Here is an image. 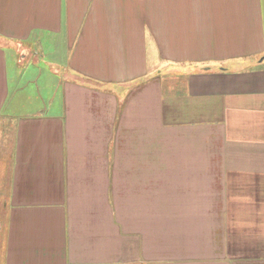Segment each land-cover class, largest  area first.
<instances>
[{"label": "crops", "instance_id": "0c3cea01", "mask_svg": "<svg viewBox=\"0 0 264 264\" xmlns=\"http://www.w3.org/2000/svg\"><path fill=\"white\" fill-rule=\"evenodd\" d=\"M0 140V264H264V0H0Z\"/></svg>", "mask_w": 264, "mask_h": 264}, {"label": "rangeland", "instance_id": "374dc122", "mask_svg": "<svg viewBox=\"0 0 264 264\" xmlns=\"http://www.w3.org/2000/svg\"><path fill=\"white\" fill-rule=\"evenodd\" d=\"M39 58H44V57L39 54L35 56L30 55L26 60L21 61L18 67V65L16 64V60H17L16 52H14V49L9 50L8 72H9V84L11 87V91H13V89L16 88L18 84H20L23 85V87L26 90L25 93H23L24 97L37 98V95L39 94V92H41L42 83L44 79L45 81H50L52 79L51 71H54V69H52L53 65L45 66L40 60H38ZM44 67H46V71L43 70ZM48 70H51L50 73H48ZM37 72L41 74L40 79H38V77L36 76ZM163 72L165 76L169 75L166 67L163 69ZM6 128L8 135L7 137H10L9 125H6ZM10 153H11L10 144L8 142L3 143L0 140V197L3 198H5L6 196V186L4 183L6 182L5 174H7V167L10 163ZM3 205L4 203L1 202L0 223H3V221L5 220V215H4L5 210ZM1 252H2V248L0 245V263H1V254H2Z\"/></svg>", "mask_w": 264, "mask_h": 264}]
</instances>
